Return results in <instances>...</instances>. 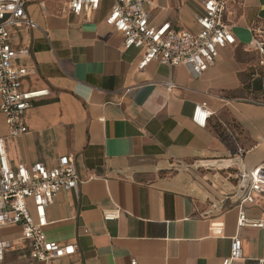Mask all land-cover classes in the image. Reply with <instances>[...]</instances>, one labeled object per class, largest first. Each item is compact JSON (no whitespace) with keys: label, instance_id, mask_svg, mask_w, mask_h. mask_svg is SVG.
I'll return each instance as SVG.
<instances>
[{"label":"crops","instance_id":"crops-1","mask_svg":"<svg viewBox=\"0 0 264 264\" xmlns=\"http://www.w3.org/2000/svg\"><path fill=\"white\" fill-rule=\"evenodd\" d=\"M113 3L74 14L69 0H26L38 27L11 30V45L30 50L17 62L29 70L22 89L49 93L27 110L20 136L0 112V137L13 167L74 158L80 183L54 198L45 232L77 251L34 260L21 227L3 226L11 245L0 264H222L236 236L244 255L233 264H259L264 229L239 227L238 217L264 219L260 196L243 202L264 162V105L254 102L264 101V56L250 47L264 39V0H226L235 43L199 76L185 65L141 66L144 50L127 48L106 22ZM202 9L203 0L145 4L152 25L192 32ZM203 102L212 115L201 127L192 116ZM115 209L119 218L105 220Z\"/></svg>","mask_w":264,"mask_h":264},{"label":"built area","instance_id":"built-area-1","mask_svg":"<svg viewBox=\"0 0 264 264\" xmlns=\"http://www.w3.org/2000/svg\"><path fill=\"white\" fill-rule=\"evenodd\" d=\"M105 0H69L74 14L97 10ZM150 0H114L106 18L107 24L121 32L127 48L144 50L141 66L158 61L168 66L185 65L199 76L211 66L220 50L235 43L231 28L223 22L226 0H203L202 13L197 16L198 32L175 29L170 22L159 26L151 24L145 4ZM18 27L37 28L29 17L26 0H0V112L4 115L10 136H20L28 131L25 115L34 100L45 96L49 90L25 91L23 79L29 74L27 67L19 65L20 58L29 55V49L14 48L10 43L11 30ZM250 47L264 56V39L255 36ZM264 64V60L261 61ZM169 87L173 83L168 82ZM264 105V101L256 102ZM212 113L207 102L196 104L192 119L201 127L206 126ZM240 154L243 150L239 148ZM246 174L241 177L246 178ZM251 181L244 201L253 202L260 196L264 202V162L250 173ZM80 183V175L71 156H61L53 168L42 162L30 166L13 167L6 139L0 137V227L20 226L23 241L34 260L48 262L73 255L77 245L61 244L48 238L45 228L49 221L47 209L63 190H71ZM32 200L31 209L28 200ZM121 210L104 213L105 220H116ZM238 226L264 229V219L249 218L244 210L238 217ZM88 232V230H85ZM11 242L0 239V262L5 260ZM243 242L238 236L232 239L231 250L222 264H233L243 258ZM131 264H137L133 260ZM264 264V258L259 259Z\"/></svg>","mask_w":264,"mask_h":264}]
</instances>
